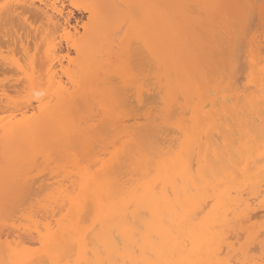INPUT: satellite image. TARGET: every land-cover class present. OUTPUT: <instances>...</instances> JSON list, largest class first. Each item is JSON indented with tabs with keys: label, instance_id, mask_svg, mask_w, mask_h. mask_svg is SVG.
Masks as SVG:
<instances>
[{
	"label": "bare ground",
	"instance_id": "bare-ground-1",
	"mask_svg": "<svg viewBox=\"0 0 264 264\" xmlns=\"http://www.w3.org/2000/svg\"><path fill=\"white\" fill-rule=\"evenodd\" d=\"M69 1L74 3L76 0ZM87 1H89V7H87L89 20L85 25L83 23L79 24L78 22H75V25H71V12H62V7L58 8L54 6V2L49 7L42 5V8H38L32 6V3H23L20 5V3L14 2L12 0H4L3 3H10L14 7L9 11L0 10V43L7 44L9 45L8 47H12V52L17 50L21 51L23 54H28L30 50H33L32 52H34L36 47L29 48L26 46L29 45V42L35 40L37 36H43L44 40H47L44 53L41 55L40 53L38 55L33 53L28 63L23 66V68L21 67L20 77H18L19 73L18 75L15 73L17 77H6L5 75L7 74L5 73L9 69H7L6 64L2 63L0 60V76L3 77L0 79V92L3 93V89L6 87L12 89H18L20 87V89L27 88L29 91L35 94V101L37 103V105L33 107L30 103L32 99H28L27 103L24 101V104L22 103L21 106L19 105L20 103H17L19 105L18 106L16 103L10 104L5 102L8 103V106H4L5 109H8V111H18L19 117H16L18 115L17 112L13 113L10 111V116H8L9 118L12 116V118L7 120V117H4L5 120H2L5 122L2 120V122L0 121V264H11L12 260L23 259L25 258L23 253V249L25 247L35 248L37 246L39 242V234H34L32 231L34 228H36L37 221H39L40 227H44L46 224H52L53 226L57 227L62 238L51 245L52 256L56 259L63 258L65 261L69 259H71L73 262L77 260H87L93 262V264H99L101 261L113 262L114 264V262L117 260L120 261V264H125V262H127V264H228V261L231 260L236 264H242L243 261L254 262L253 260L255 257H259L258 259H261L260 255L258 257L253 255V257H255L252 259V257L249 256L250 249L247 248L248 245H242V242L239 244L238 239L234 243L230 242L231 238L232 241L236 240L235 237L238 238V235L241 234V232L242 235L244 234L242 229H248L253 232L260 231L261 227L257 228L255 225L258 221H260L258 222L259 224H262L261 220L264 221V218L260 219L259 216L257 217L259 220L257 219L254 221V215L257 211L252 213L253 209L259 208L260 205L258 207L255 205L256 208H252L253 203H250V201L252 202L253 199L255 201L256 198L260 197L261 194L264 193V186H262L261 183L262 177L259 172V166L253 167L247 174L242 175L238 180H234L232 178L231 172L234 164L235 154H232L234 156H232L233 158L230 159V154L232 152L227 149L229 144L226 139H229L231 134V132L229 133V125L232 122L229 123V121L235 120L237 117H239L238 115L242 116L244 114L249 118L252 124L254 121H260L259 123L264 124V66L258 67V65L254 63V67L253 62L249 61L252 68L250 69V72H248L250 73L248 85L253 87L252 92L249 94H246V92L244 94L242 93L241 90L243 87L240 86L241 82L239 84V88L242 87L241 90L235 87L239 92L232 91V89L229 87L226 88V86H229L233 80L235 82L236 77L234 79L233 76H235L237 72L233 76L230 75L232 76L231 78H233V80L231 79L230 83H227L228 85L226 84L223 86L227 90H231L226 91L223 89V87L222 89H220V87L217 88L216 84L219 86V81L216 82V86L208 87L207 82H209V80H207L208 78L206 79L207 75L205 76L204 73L212 70L209 68H213L218 65L212 66V64H215L214 62L216 60L214 62L212 60L215 59V57L212 56V59L208 58L210 56L207 57V54L205 53L202 55H205L206 62L207 60L211 59L213 63H211V60H209L207 63H209L210 66H208V64L206 65V62L204 64L203 61H205V59L202 60V55L200 54L201 52L203 53L202 49L200 48L204 49V47L201 46H203L205 40H201L202 42L204 41L203 44H201V41H198V37L203 38L202 35L205 36V32H202L204 34L200 33L199 29H201V27L197 31L196 28H198L202 23H200L201 21L198 20L200 18L197 19V21H199L197 22L196 17L193 18V14L197 11V9H200L199 6H202L200 5L202 0H196L197 3L200 2L198 3L199 6H196L197 3L195 2H191L192 0ZM185 1H188V3H186L189 6L190 3H193V5H191L193 8L187 6ZM204 1L206 2V0ZM209 1L211 0H207V3ZM212 1L211 2L213 5L209 2V8L206 7L207 3L204 4L205 2L203 3L202 1L205 7H203V5L200 10L203 12L205 11L206 13L208 12L207 9L213 11V9L216 7L218 8L216 3L219 4V1ZM237 1L233 0V2ZM242 1V6H244V4H246V2L249 0ZM257 1L254 0L251 5H258L259 3L261 6V1ZM220 2L222 3V1ZM240 2H237V4ZM194 3L197 7L195 11H193L194 8H196ZM229 3H227V5ZM248 3L249 2H247V4ZM129 5H141L142 7L134 8L136 12H138L136 15L137 23L133 30L128 34L129 39L132 36H135V39H131L130 43L129 39H125L122 43L121 37L117 36L116 32L121 27V25H127L132 15L136 13L132 8L128 7ZM214 6L216 7L213 8ZM188 7L190 10H192L190 12H193V14L190 13L189 10L187 11ZM75 9L78 11L81 10V8L78 7H75ZM132 11L134 13H132ZM199 11L196 13H201ZM212 11L210 13H212ZM251 13L252 11L249 15H245L254 17L253 20L252 18L248 17V19L250 18L249 20H251L250 26L252 24L255 25L253 23L254 20L255 23L258 22L256 17L259 16H256V14L251 15ZM203 14L204 13L200 15L203 16ZM213 14L216 13L213 12ZM30 15L34 16V19H32L34 22H38L40 24L39 27L41 25H46L47 31L45 32L42 27H40L41 29L39 30L38 27L34 26L29 18ZM220 16H222L224 19L225 17H228L225 15V17L223 15ZM203 17L206 18L207 16ZM215 17H217L216 19H219L218 14ZM206 20H202L203 22L205 21L204 24L206 25L207 23L208 25L211 23V26L216 24V20L213 21V23L211 22L212 19L210 22L208 21L210 19ZM14 21L20 24V33H17L13 29H6V27L11 25ZM220 21L221 19H219V22ZM223 24L228 25L229 22H223ZM203 25L202 28L204 27ZM208 25L205 26V31L209 29ZM224 25L222 26L223 28L225 27ZM227 25L225 27L226 29L224 28L226 31L219 27L220 29L218 28V32H212L213 29L211 28L212 30L210 32L211 34L213 33L211 37L215 35L214 38H217V35L222 34L220 35V39L224 38L223 35L226 38L223 40H219L218 38L217 40H219V42L223 41L225 44H227L226 42L228 41L226 39L229 37V34L227 33L230 32V36L231 33L234 36L237 34V32L234 34L235 30L231 32L229 29L230 31L227 32V28L233 29L232 24H230L231 26L228 25V27ZM257 26L256 29L261 31V29H258ZM214 27L217 28L218 25L213 26V28ZM254 27L251 29L256 31ZM77 28L83 29V34L77 40L78 43L71 44L69 40H67L63 49L59 45L55 47V45L51 43V39H48L52 32L61 31L65 36H67L70 33V29L73 30L74 33H77ZM221 29L225 31L227 36ZM195 30L197 31V34L195 33ZM203 30L204 28L202 31ZM249 32L252 34L250 37L253 35L256 37L258 34H255L254 31L251 33V30ZM249 32H247V34H249ZM244 33L245 32H243V34ZM239 34H241L240 37L242 38L238 37L239 41L237 45L242 44L240 40H244L245 38H243L242 32ZM262 34L264 36L263 32L259 35L262 36ZM234 36L233 38L231 36L233 41L238 36V34L235 36V38ZM207 37L208 36H206L205 39ZM208 39H206V42L209 43L210 41ZM228 40L234 44L232 40H230V37ZM255 41L257 42V40ZM242 42L244 43L247 41ZM100 43L102 44L100 45L101 48L98 47ZM211 43L216 47L218 46V44L215 42ZM224 43H222V45L220 44L221 48L222 46L225 47V45H223ZM258 43L260 44V42ZM17 44H19V47ZM232 44L226 45V51L225 48H223L222 51L231 53V50L234 48V45L232 48H230ZM220 45L218 46L219 50L221 49ZM243 45H246V43ZM215 46H212L210 51L212 50L214 52L213 48L216 49ZM258 47H260V45ZM258 47L255 48L256 51ZM197 48H199L198 50H200V53H198ZM227 48H230L231 50L229 51ZM239 49L240 48H238V51L234 50V54L232 52L233 58H231L232 56H228L226 53L229 57L228 58L226 56L227 61L223 60V57L225 56L222 57L221 55H218L221 56V60L226 62L224 64L229 62L236 65L237 62H230V59H234L233 61H238L235 60V58L237 55H239L238 53L243 52V49ZM259 49H261V47ZM71 51L75 53V58L70 57ZM213 52L212 54H214ZM256 56L260 55L258 54ZM199 57L201 58L200 61L202 62L199 61ZM244 57L245 58H242V60L246 59V56ZM257 59L258 61L260 60L259 57ZM217 60L220 61V59ZM62 61H67L68 64L76 66L75 71L63 73L67 79L66 85L62 83L61 77L58 79L56 78V72L59 66L63 71L61 63ZM134 61L139 62L140 65L146 70V75L150 76V79L152 78L151 81L150 79L146 80V82H149L146 84V86L135 85L141 80L140 77L136 76L137 82L134 84V86L127 80L129 75H121L122 71H120V69L126 67V65H130V63ZM199 63L204 64V69ZM222 63L220 62L221 66L225 69V66H223ZM242 63L245 62L242 61ZM234 64H231V66ZM198 65L202 66L201 69H199L200 67H198ZM238 65L235 67L239 68ZM235 67L233 66V69ZM218 69H220V67ZM218 69L216 68V70ZM221 71L225 70L221 69L219 70V73ZM229 71L232 74V70H230V68ZM213 73L208 72L211 80H213V78L215 80V78L217 79L218 77L217 75L212 78V75L210 74ZM223 73H228V70L226 73ZM245 73H247V69ZM239 77L242 76L239 75ZM247 80L243 81L245 82ZM234 82L233 84L236 85ZM245 84L247 86V82ZM243 86L246 87L245 85ZM121 90L125 94H123ZM152 91L154 93L153 95H151ZM76 92H84L85 95L88 93L90 95V93H92L91 98H94L93 93L98 94L99 100L103 98L102 102L104 100L109 102V97L111 96L113 98L111 97L110 101L111 99L117 101L118 98L126 95V99L123 102L121 101L122 98L120 101L118 99L119 103L121 102L123 105L117 104L120 108L128 105L127 107H124V109L122 108L123 110L118 109L119 107L116 105L118 102H115L114 100L113 102L115 104H113L112 101L109 104L113 106L115 105V107H111V105L108 106L107 102L105 104L107 105L106 107L103 106V104L101 108L99 107L102 111L105 108L114 109L112 111L110 109V112H112V115L110 116L106 114L109 110L105 109V112L103 111L104 113L99 110L101 114H105L111 121L110 122L108 120L110 122L109 123L106 120L107 118L105 119L109 124L107 125V123H104V126L100 127L101 129L102 127H106L104 128L103 133H106L105 130L114 133H108V135H112H109V140L111 141H114L112 139L115 137L117 138V135L118 137H120V135L123 136L122 134L124 133L126 140L123 141L122 139V141H120L121 139L115 138L116 147H112L114 148V151L112 150L114 153L111 154L112 151H106L110 152L108 157L111 155V160L109 158L107 159V161L110 160L108 161L109 163L105 162V158L103 157L104 160H102V158L97 159L98 165L100 163V159L104 161H101L103 165L101 164L102 166H98L99 168H95L97 164L92 165L93 163H88V165L90 164L89 166H94V169H92V167L91 169L89 168L82 170L78 168L76 169L74 167L76 169L73 171L74 173L70 171L73 175L68 176V181L70 183L68 187L71 186V188L69 187L70 190L67 189L66 186V189H58L55 192H50L51 194L47 196L44 195L45 197L43 199L39 198L41 200L36 201L34 204L33 202H35V198L40 195L41 192L44 193L43 190L49 186L42 184L44 183L43 180L48 179V176H46L48 174L46 168L45 172L42 173L43 175L45 174L44 178H42V176L41 178L39 177V179H36V177L42 174L34 177L37 175L35 173L32 177L31 173L33 174V171H35L34 169H38L37 167H40L41 163L48 164L49 162H52L54 157L51 160L52 155L50 151L55 149L57 150V148L61 149L63 146L62 149L65 148V151L61 153L60 151H63L61 149L59 152L61 153V156L63 154L64 158L66 156L70 157V155H72H68V153L66 155V152L69 151L68 149L77 150L78 147V149L81 151L83 149L82 146H84L86 148L85 150H87V148L91 145L93 151H96L97 149H95V146L98 143L104 141L107 144V141L109 142L107 137H105L106 139H100V137H102V130L98 131L99 139L97 135H95L96 137L92 138L94 134L98 133H94L97 131V128H94L95 131L91 129L92 127L89 128V130H92L94 133L92 136L91 133H87L89 132L88 128L86 129V127H89L90 125H86L85 129L87 131L85 133L90 134V139L92 140L89 139L88 141L92 144L89 145V143H85V141L87 142L88 138L86 137L84 144L82 142V138L80 139L82 142H80L81 146L79 147L77 145V138L79 135H83L85 129L82 130V128L79 127V129L83 131L82 133V131L77 128L78 125L73 126L70 120L67 123L64 120V118L67 117L68 112L71 111V105L74 107V99L72 100L71 95ZM147 94L151 96L155 95L157 98L159 97L158 99L161 102H157V105L156 103L153 104L150 101L151 97L148 96V98H146ZM85 95H80L82 97V99L80 98V103L82 104L84 102H82V100L87 99ZM98 95L95 97H98ZM117 96L118 98L116 99ZM242 96V104H239L238 100ZM4 97L6 98L5 95ZM89 97L90 96H88V99L92 101V104L98 105L97 103L101 102L95 100L97 99L95 98L94 103L93 99ZM158 99L156 100L159 101ZM87 100V104L91 102ZM151 100H153V98H151ZM178 100L179 102L183 100V104L180 103L182 106H178L181 110L177 107V105H179ZM87 104H85V107ZM151 104L154 109L153 107L150 109ZM206 104L209 109L205 108ZM158 105H164V109H158ZM174 105L178 109L175 108ZM78 106H80V104H78ZM133 106H135L134 108L136 110L132 108ZM155 107L157 108V112ZM172 108L175 110L177 109L175 113H179V116L177 114L178 117L176 118L178 121H182L181 117L183 114L180 111L187 113V115L189 114L187 120L185 118L187 115L184 114V119L186 120L184 121L185 124H188V127H186L187 125L184 126L186 127L185 130L180 127L182 130H184L182 132L185 135H183L181 131H179L181 134L179 132V134L177 132L173 133V137H176V133L179 136H184V141L182 142L181 146L178 148L176 147V151L173 150L174 147L172 151L170 150L173 143L171 146L170 144H166L169 147L165 145L164 147L163 142H158V140H162L163 137H158L156 135L158 134L156 131H159L152 127L154 125H158L159 123L160 126H164L162 128L168 127L169 122L167 121V125L165 123V126L163 123L166 121L162 120H164L163 118L168 117L166 114H168L171 110L173 111ZM3 109L4 108H2V110ZM75 109L78 108L76 107ZM141 110L142 112H140ZM148 110L149 113L151 110H153V112H156V114L159 112L158 110H160L161 114H155V116L151 111L150 116ZM12 113L13 115L17 113V115L13 116ZM76 113L77 111L74 110L73 114ZM77 114H79V112ZM87 114L89 113L87 112ZM101 114L99 117L100 120H98L97 123L103 125V121L105 122V120L101 119ZM69 115H71V117H69L71 120L73 119L72 117L75 116H72V113L70 114V112ZM140 115L142 117L148 115L146 119L144 118L145 120L142 118L145 122H147L146 124L144 121L138 119L139 117L141 119ZM158 115H161V118H159L162 122L158 120V118L157 120L155 119L158 117ZM162 115L165 117H162ZM85 116L83 115L80 117L81 120H83L82 118H87ZM88 116H90V114ZM149 116L150 118L152 117L154 119L151 118L148 120ZM110 117H112V119ZM174 117L175 116L173 115L172 118L175 119ZM102 118L104 117L102 116ZM168 118L170 119V117ZM172 118L171 121L173 120ZM134 120L139 121V124H142L143 122V124L137 126ZM129 121L130 124L132 123L131 125L128 123ZM174 121L175 120H173V122ZM81 122L84 123L83 121ZM125 122L129 124L127 125V127L130 126L129 129H132V125L134 124L136 131V127H139L138 131L140 133L136 132L134 127L131 130L133 132L135 131L134 133H137L139 136L130 134L131 131H127L129 129L124 130L122 127H124L123 123ZM98 124L95 125V127L98 126V129H100V125ZM118 125L121 126L122 130ZM147 125L150 128L155 129L156 136L154 135L153 129L152 131L151 129L148 130V132L145 130L147 129ZM141 126L142 128H145L142 129ZM171 126H176V128L179 127L178 124H171ZM73 127H76L75 130L80 131L82 134L80 133L78 134V137H75V134H73L75 130H72ZM116 130L118 132H116ZM159 130H161L160 132L162 135L166 132V130H170L169 132H171V129L169 128H165V131L164 129ZM162 130L164 132H162ZM188 130L191 132L189 137L186 135V133L188 134L189 132ZM78 131H75V133H79ZM223 132L229 133V136L224 137L222 140V147L219 145L220 147L217 146L218 148H216L213 136H215L216 139V135H220ZM85 133L84 135H86ZM118 133L121 134L119 135ZM167 134H170V136L172 135L168 132ZM235 135L239 138V134ZM73 137L76 138L77 142L73 141ZM164 138L165 140H169L170 137L168 138L165 136ZM93 139H98V143L96 140L93 142ZM239 139L240 143H238V145L242 146L245 158L249 160L258 158L259 152L256 145H258L259 142L256 141V138L252 134L245 133L243 136H240ZM175 141L177 140L175 139L171 142ZM230 141L232 140L230 139ZM220 142L221 140H219V143ZM249 142L251 147H249ZM93 143L97 144L93 145ZM85 144L87 145L85 146ZM235 144H237V142ZM101 145V147L99 145L100 148L103 147V144ZM105 145L103 148H106ZM177 145L178 141L176 146ZM22 147L25 148V153H28V155L25 157L22 152V150H24ZM166 147L169 148V150L166 151ZM85 150L81 151L82 153L84 152V155L86 154L85 152H88L91 149L88 151ZM78 151L79 150H77V153L79 155L81 152L79 151V153ZM93 151L87 153L89 154V157L90 155H93L91 153H95ZM59 152L58 154L60 155ZM13 153L16 154L15 156L18 160L21 159V162L25 163H23L25 166L22 164V166L25 168L21 167V170L18 171V173L11 170L13 174L16 173L17 175L15 174L14 176H7L5 172L6 169H3L2 163L6 162ZM52 153L54 155V151H52ZM83 154L81 156H83ZM56 155L55 157H57ZM85 157H87V155H85ZM38 159L41 161L39 162ZM83 159L86 158L83 156ZM57 160L55 161L58 163ZM61 160L62 159H59V161ZM64 161L67 160L64 159ZM82 161L86 162L87 159L86 161ZM72 165H74L73 162L71 163V166ZM75 165L77 166V164ZM42 168L40 169L41 171H43ZM149 169H151L152 174L150 176H146V173L149 171ZM55 171L57 172L60 170H56L55 168ZM64 171L66 172V170ZM67 172L70 174L68 170ZM213 172L215 175L210 181L200 182L195 187L193 186V182L200 181V177L203 174L208 173L211 175ZM58 179H60V176ZM63 181L61 182V185H63L65 182L68 184V181ZM157 181L160 182V188L156 192H153L150 190V185L156 183ZM53 186H55V184ZM56 186H58V184ZM167 193H171V196H169ZM42 194L40 196H42ZM209 199L213 200L214 203L208 204V206L204 208L200 215L196 216V213L200 210L201 206ZM85 200H87L86 204ZM74 201L77 203H73ZM129 202L132 204V209H148V214L147 217H136L137 226L135 228H129L127 234H124L123 225L125 223V218L127 217L132 219V211L126 206ZM66 204L70 205L71 207L66 206ZM249 204H251V208H249ZM61 209H63V211H61ZM258 212L260 214V211ZM249 216L251 219L248 220L247 223H244V221L247 220ZM262 217H264V215ZM78 220H86L88 225H91L94 221H98L96 233L88 237L89 242H91L88 248L84 247V232L86 231V228L83 225L78 226ZM252 220L254 223L256 222V224L251 223ZM141 228H143V231L140 230ZM239 231L240 233L238 234ZM114 233L119 237L118 246L113 240ZM34 236L35 238H33ZM64 236H66V238H64ZM153 237L155 238L153 239ZM17 244L21 246L19 252L15 251ZM73 246L75 249L74 251L72 250ZM258 247L259 246H257V248ZM246 249H248L247 252ZM252 254L253 253H251V255ZM36 255L39 258V254Z\"/></svg>",
	"mask_w": 264,
	"mask_h": 264
},
{
	"label": "rangeland",
	"instance_id": "rangeland-1",
	"mask_svg": "<svg viewBox=\"0 0 264 264\" xmlns=\"http://www.w3.org/2000/svg\"><path fill=\"white\" fill-rule=\"evenodd\" d=\"M12 1H14V2H18V3H20V5H22L23 3H26V4H27V3H32V6H34V7H38V8H42V5H44L45 7H49V6L54 2V3H55L54 6H56V7H58V8L62 7V12H64V13H66V12H71V14H72V16H71V19H72V20L70 19V20H71V25H73V24L75 25V22H78L79 24H82V23H83V24L85 25V24L88 23V20H89V14H88V12H87V7H89V1H87V0H76L74 3L71 2V1H69V0H12ZM188 1H191V0H188ZM188 1H185V3H186V2L188 3ZM197 1H198V0H197ZM197 1H196V0H192L191 2H195V3H197ZM199 1H200V0H199ZM202 1H203V3L205 2L204 0H202ZM202 1H201V3L198 2V3H200V5H202V6H203L204 4L207 3V0H206V2H205L204 4L202 3ZM211 1H212V0H211ZM211 1H209V2H210V4L213 5V3H212L213 1H212V2H211ZM214 1H215V0H214ZM218 1H219V2H218L219 4L216 3V5H218V8H217L216 6H214L213 8H215V7H216V8L213 9V11L210 10V9H209V10H210V11H209V10L207 9V11H208V12H206L207 14L205 13V11L203 12V11L200 10V9L202 8V6H199L198 3L196 4V6H199V7H200V9H199L200 11H199V10L197 9V7L195 6V3H194V6H195L196 8H194L193 11H195V9H197L196 12L199 11V12H201V13H196V12H195V13L193 14V12H190V11H192V10H190L189 7H188V9H187V11L189 10V12L193 14V18L196 17V21H197L198 18L201 19V20L198 19L199 21H201L200 23H202V24H201L198 28H196L197 31H198V29L201 27V29H199L200 33H201V34H204V33H202V32H205V36L202 35L203 38H199V37H198V35H199V32H198V35H197V37H198V41L205 40V43H204V44H203L204 41H203V42H202V41L200 42L201 44H203V46H201V45H200V46H201V47H204V49H203V48H200V49H202L203 53H202V52L200 53V50H198L199 48H197L198 53H200L201 55L205 53V54H207L206 56H207V57L210 56V57H208V58H211V59H212L213 57H215V59H212L213 62L216 60V61L214 62L215 64H214V65L212 64V66H216V65H218V66L220 67V69H218V68H219L218 66L213 67V68H215V69H213L212 67H211V68L208 67L209 69H212V70H209V71H207L206 73H204L205 76H206V75L208 76V77L206 76V79L208 78L207 80H209V82H207V85H208V87H211V86L214 87V86L217 85V88L220 87V89H222V87H223L224 85H226L228 82L230 83V80H231V79L233 80V78L235 79V77H236L235 82H234V80H233V82L236 83V85L233 84V82H232L229 86H226V88L229 87V88L232 89V91L239 92V91H237V90H238V89L241 90L242 87H243V89L241 90L242 93L244 94V93L246 92V94H249V93H251L252 90H253V87H252L251 85H248L249 76H250V73H248V72H250V69L252 68V67H251V64H250V62H249V61H251V60H248V59H250V57H249V55H250V54H249V53H250L249 49H250L251 46H252L251 48H257L259 45H260L261 48L264 47V46H263V44H264V42H263V41H264V40H263V39H264V36H263V34H262V36L259 35V34H261L262 32L264 33V31H263V30H264V19H262V17H261V8H260L261 6L259 5V3H258L259 6H258L257 4L255 5L254 3H253L254 5H251L252 2H254V0H252V1H251V0L247 1V2H249L250 4H249V3L247 4V2H246L247 5L244 4V6H242V4H243V1H242V0H239V1L236 0L237 2H240V1H241L239 4H237V2H233V0H218ZM220 1H222V3H221ZM244 1H246V0H244ZM255 1H257V0H255ZM260 1H261V0H260ZM260 1H259V2H260ZM3 2H4V0H0V3H3ZM209 2L206 4V7H207V8H209V7H208ZM229 2H230V3H229ZM257 2H258V1H257ZM257 2H256V3H257ZM187 3H186V5L189 6ZM220 3H221L222 5H221ZM227 3H229V4L227 5ZM244 3H245V2H244ZM74 4H75V5H78V8H81V10L78 11L77 9H75V7H73ZM191 5H193V3H192V4L190 3V6H191ZM212 5H211V8H212ZM233 5H234V8H233ZM209 6H210V5H209ZM223 6H224V7H223ZM250 6H251V7H250ZM199 7H198V8H199ZM203 7H205V5H204ZM221 7H222V9H221ZM242 7H243V8H242ZM245 7H246V8H245ZM247 7H248L249 9H248ZM256 7H257V8H256ZM191 8H193V6H191ZM232 8H233V9H232ZM238 8H240V9H238ZM83 9H84V10H83ZM205 9H206V8H205ZM205 9H204V10H205ZM241 9H243V10H241ZM250 9H252V10H250ZM255 9H256V10H255ZM216 10H217V11H216ZM247 10H249L250 12L252 11L251 15H255V14H256V16L259 15L258 17H256V19H257V21H258L259 23H258L257 21H256L257 23H255V20H254L253 23H254L255 25H256V24L259 25V26H257V25H256V26L258 27V29H261V31L257 30L255 25H253V24H252L253 26L251 25L252 27L255 26L254 28L256 29V31L251 29V33H252V31H254L255 34L258 33V34L256 35L257 38H256L254 35L252 36V37H254V38H256V39L250 37L252 34H250L249 31H248L249 34H247V33H244V34H243V32H242L243 38H244V37H245V38H244V40H243V39L240 40L242 44L237 45V43H238V41H239L238 37H240L241 34H238V36H237L236 31H235L234 34H236L235 36H237V37L235 38V36L231 33L232 38H233V36H234V38H235L234 41H233V39H231V36H230V32H229V31L231 30V32H233L234 29H231V28H227V32H229V33H227V34H229L230 40H232V42H233L234 44H232L231 41L228 40L229 37H227V39H226V40L228 41V42H226L227 44H225L223 41H220V42H221V43H220L219 40H223L224 38H226V37L223 35L224 38H223V39H222V38L220 39V35H222V34L217 35L216 33H214V34H216L218 37H217V38H214L215 35H214L213 37H211V35H212L213 33L211 34L210 31H211L212 29H213L212 32H214V31L218 32L217 30H218L219 27H221L223 30L226 29L225 27H226L227 24L224 25L223 22H226V23L229 22L228 25H230V24L233 23V21H234L235 19H237V18H244V17H247V18L250 17V18H252V20H253L254 17H251V16H245V15H249V14H250V12L247 11ZM133 11L136 12L135 9H133ZM133 11H132V13H134ZM211 11H212V13H210ZM241 11H242V12H241ZM245 11H246L247 13H246ZM257 11H258V12H257ZM213 12L216 13V14H213ZM235 12H236V13H235ZM254 12H256V13H254ZM132 13H131V14H132ZM202 13H204L203 16H207V17L205 18V17H203L202 15H200V14H202ZM220 13H221V14H220ZM253 13H254V14H253ZM137 14H138V12L134 13L135 16H136ZM205 14H206V15H205ZM212 14H213V15H212ZM217 14H218V18L221 19V21H220L221 23L219 22V19H216L217 17H215V16H217ZM231 14H232V15H231ZM237 14H238V15H237ZM209 15H210V17H209ZM220 15L228 16V17H225V16H224L225 19H227V20H225V19H224L222 16H220ZM219 16H220L221 18H220ZM241 16H242V17H241ZM243 16H244V17H243ZM211 17H212V18H211ZM229 17H231V18H229ZM29 18H30L32 24H33L34 26L38 27L39 30L41 29L40 27H42L43 30H44L45 32L47 31V27H46V25H41V26L39 27L40 24H39L38 22H34V21L32 20V19H34V16H33V15H32V16L30 15ZM214 18H215V19H214ZM250 18H249V19H250ZM206 19H210V20H208L209 22H210L211 19H212V21H211L212 23H213V21L216 20V21H215V22H216L215 25H218V27H217V28H216V27L213 28V26H215V25H212V26H211V25H210L211 23H210L209 25H208V23H207L209 29H207V31H205V26H207V25L204 24L205 21L203 22L202 20H206ZM222 19H223V20H222ZM249 19H248V20H249ZM194 20H195V19H194ZM217 20H218V21H217ZM229 20H231V21H229ZM199 21H197V22H199ZM206 21H207V20H206ZM215 22H214V23H215ZM203 24H204V25H203ZM249 24H251V20H249ZM202 25L204 26V27H203V28H204L203 31H202V29H203V28H202ZM220 25H221V26H220ZM223 25L225 26V27H224L225 29L222 27ZM228 25H227V27H228ZM210 26H211V27H210ZM230 26H231V25H230ZM19 27H20V24H19L18 22L14 21L11 25L7 26L6 29H10V30L13 29V30H15L17 33H20V31H19ZM208 27H206V28H208ZM252 27H251V28H252ZM211 28H212V29H211ZM254 28H253V29H254ZM214 29H215V30H214ZM219 29H220V28H219ZM222 29H221V30H222ZM229 29H230V30H229ZM77 30H78V32H77V33H74V31L70 29V31H69L70 33H69L67 36H65L64 33H62L61 31H58V32H52V34L50 35V37H49L48 39H51L50 41H52L51 43L54 44L55 47H57V46L59 45V46H61L62 49H63V48L65 47V45H66L65 42H67V40H69V42H70L71 44H76V43H78L77 40H78V38L83 34V29H81V28H77ZM208 30H209V31H208ZM221 30H220V31H221ZM223 30H222V31H223ZM197 31L195 30V33H196V34H197ZM225 31H226V30H225ZM225 31H223V32L225 33ZM10 32H11V31H10ZM208 32H209L210 34H209ZM223 32H221V33H223ZM259 32H260V33H259ZM201 34H200V35H201ZM225 35H226V33H225ZM206 36H208L206 39L209 38L208 40L210 41V42H209L210 44H209L208 42H206V39H205ZM226 36H227V35H226ZM247 36H248V37H247ZM212 38H213V40H212ZM218 38H219V40H217ZM240 38H242V37H240ZM246 38H247L248 40H247ZM259 38H261V39H259ZM258 39H259V40H258ZM214 40H215V41H214ZM216 40H217V41H216ZM253 40H254V42H253ZM255 40H257V42H256ZM46 41H47V40H46V39L44 40L43 36H37L35 40L29 42V45H26L25 43H23L24 45L28 46L29 48H32V47L35 48V47H36L34 52H32L33 50H30L28 54H23L21 51H18V50L12 52V51H11V48H12V47H8L9 45L0 43V60H1L2 63L6 64V68L9 69V70H7V72L5 73V74H7V75H5V76L8 77V78H9V77H12V76H13V77H14V76L17 77V75H18V73H19L18 77H20V75H21V67L23 68V66H25V65L28 63V61L30 60V57L32 56V54L35 53V54L38 55V54L40 53V55H41L42 53H44V51H45V49H46V44H47ZM224 41H225V40H224ZM236 41H237V42H236ZM242 41H247V42H244V43H243ZM211 42H215V43H217L218 46H219L220 44L222 45V43H224L223 45H225V47H226V45L232 44V45L230 46V48H232L233 45H234V48H235L236 45H237V47L240 48L239 50H242V49H243V50H242L243 52H242V51H239V52H242V53H238V54H239V55H237L238 58H237L236 56H235L236 58L234 57L235 60H238V61H233L234 59H232V60L230 59V62H235V63L237 62L236 65H238L239 62H240V64L238 65L239 68L235 67L236 65H235L234 63H229V62H228L230 66H231V64H234L233 66H234L235 68L233 69V66L230 67V66L228 65V63H227V64H224V63H226V62L223 61V60H226V61H227V59H226L227 54H228V56H232L231 58H233L232 52H233V54H234V50H235V51H236V50L238 51V48H237V47H236L237 49H236V48H235V49L233 48L232 50H231L230 48H227V50H229V51L231 50V51H232L231 53H230V52L227 53V52H225V51H226V48H225V47L222 46V48H221V45H220V48H221V49L219 50L218 46L216 47L214 44L212 45ZM218 42H219V43H218ZM235 42H236V45H235ZM258 42H260V44H259ZM206 43H207V45H206ZM228 43H229V44H228ZM245 43H246V45H243V44H245ZM254 43H255V44H254ZM8 44H9V43H8ZM208 44H209V46H210L211 48L208 46ZM257 44H259V45H257ZM261 44H262V46H261ZM17 45H18V47H19V44H17ZM100 45H102V44H101V43L99 44V46H98L99 48H101ZM211 45H212L213 47H214V46L216 47V49L213 48L214 52H213L212 50L210 51V49H212V46H211ZM253 46H255V47H253ZM103 47H104V46H103ZM206 47H208L209 49L206 48ZM245 47H246V49H245ZM248 47H249V48H248ZM260 47H258V49H257L258 54H259V51H258V50H260V49H259ZM104 48H105V47H104ZM217 48H218L219 51L217 50ZM223 48H225V51H222ZM255 50H256V49H255ZM204 51H206V52H204ZM209 51H210V52H209ZM221 51H222V52H221ZM248 51H249V52H248ZM212 52H213L215 55L212 54ZM216 52H217V53H216ZM224 52H225V53H224ZM63 53H64V51H63ZM209 53H210V54H209ZM220 53H221V54H220ZM226 53H227V54H226ZM235 53H236V52H235ZM218 54L221 55L222 57L225 56V57H223V60H221V58H220L221 56H219ZM229 54H230V55H229ZM248 54H249V55H248ZM258 54H257V55H258ZM198 55H199V54H198ZM235 55H236V54H235ZM243 55L246 56V59H245V60H242V58H245ZM202 56H203L204 58H203ZM202 56H201L202 60L205 59V55H202ZM212 56H213V57H212ZM217 56H218V57H217ZM228 56H227V57H228ZM239 56H240V57H239ZM70 57H71V58H75V53H74L73 51L70 52ZM216 57H217V59H220V61L217 60ZM256 57H257V58L259 57V59H261L260 56H256ZM256 57H255V61H256L255 64H257L258 67H259V66H260V67H263L264 65L261 66V64L258 63L260 60L258 61V59H257ZM201 58L199 57V61L201 60ZM228 58H229V57H228ZM240 58H241V59H240ZM211 59H209V60H211ZM209 60H207V62H209ZM212 60L210 61L211 63H213ZM239 60H240V61H239ZM217 61H218V62H217ZM228 61H229V59H228ZM242 61L245 62V63H242ZM16 62H17V63H16ZM200 62H202V61H200ZM205 62H206V59H205V61H203V63L205 64ZM207 62H206V65L208 64V66H210L209 63H207ZM220 62H221V63L223 62L222 65L225 66V69H224V67L221 66ZM246 62H247V63H246ZM61 63H62L63 71H62V69H61L60 66H59V67L57 68L56 78L58 79L59 77H61V81H62V83H63L64 85H66L67 79H66V77H65V74H63V73H64V72H72V71H75V70H76V69H75L76 66L71 65V64H68L67 61H62ZM203 63H199V64H201V65L203 66V69H204V64H203ZM218 63H219V64H218ZM253 64H254V63H253ZM255 64H254V67H255ZM259 64H260V65H259ZM201 65H198V67H200L199 69H201V67H202ZM227 65H228V66H227ZM245 65H246V68H245ZM243 67H244V68H243ZM256 67H257V66H256ZM208 68H207V69H208ZM216 68H217L218 70H216ZM229 68H230V70H232V74L230 73ZM231 68H232V69H231ZM236 68H237V69H236ZM12 69H13V70H12ZM205 69H206V67H205ZM221 69H223V70H225V71H221V72H220L221 74H220V73H219V70H221ZM235 69H236V71H235ZM238 69H239V70H238ZM240 69H241V70H240ZM246 69H247V73H248V74L245 73V72H246ZM10 70H11L12 72H11ZM14 70H15V71H14ZM227 70H228V73H226ZM8 71H9V73H8ZM120 71H122V74H121V75H123V76H128V75H130L132 72H135L136 76L141 78V80H140L139 82H137V84H135V85H137V86H146V84L149 83V82H146V80H147V79H150V76L146 75V70L140 65L139 62L134 61V62L130 63V65H126V67L121 68ZM205 71H206V70H205ZM205 71H203V72H205ZM233 71H234V72H233ZM240 71H241L242 74L240 73ZM13 72H14V73H13ZM208 72H210V73H211V72H212V73L214 72L213 74H210V75H212V78H213L214 76H217V75H218L217 79L215 78V80H214V78H213L214 81L211 80V77L208 75ZM217 72H218V74H217ZM223 72H225L227 75L224 74ZM236 72H237V73H236ZM238 72H239V74H238ZM15 73H16L17 75H16ZM235 73H236V74H235ZM244 73H245V74H244ZM13 74H15V75H13ZM219 74H220V75H219ZM234 74H235V76H233ZM10 75H11V76H10ZM230 75H232L233 78H231L232 76H230ZM236 75H237V76H236ZM239 75L242 76V77H239ZM220 76H221V77H220ZM222 76H223V77L225 76V77L223 78ZM243 76H244V78H246V79H244ZM245 76H246V77H245ZM238 77H239V78H238ZM2 78H3V77L0 76V79H2ZM151 79H152V78H151ZM151 79H150V81H151ZM247 79H248V80H247ZM243 80H247V81L244 82ZM217 81H219V84H220L219 86H218V84H216ZM242 81H243V82H242ZM212 82H214V83H212ZM220 82H221V83H220ZM240 82H241L242 85L240 84ZM246 82H247V86H246V84H245ZM229 83H228V84H229ZM215 84H216V85H215ZM228 84H227V85H228ZM232 84H233V85H232ZM239 84H240V86H242V87L239 88ZM135 85H134V86H135ZM231 85H232V86H231ZM237 85H238V86H237ZM243 85H245L246 87H244ZM233 86H234V87H233ZM132 87H133V86H132ZM235 87L238 88V89H236ZM20 88H21V87H20ZM20 88H18V89H12V88H8V87H6V88L3 89V93L0 92V95H1V96H0V121H1L2 119L5 120L4 117H7V120H9V119L12 118V116H11V118H9V116H10L9 114H10V111H11V110L8 111V109L6 110L5 107H4V106H6L8 103H10V104H14V103L17 104V103H20L19 105L21 106V104H22L24 101H25V103H27V100H28V99H29V100L32 99V100L30 101L31 105H32L33 107H35V106L37 105V103H36V101H35V94H34L33 92L29 91L27 88H22V89H20ZM226 88L223 87V89H225L226 91L231 90V89L227 90ZM250 88H251V89H250ZM234 89H236V90H234ZM246 89H249V90H246ZM243 90H244V91H243ZM69 91H71V90H69ZM121 91H122V90H121ZM122 93L125 94L123 91H122ZM156 93H157V92H156ZM3 94L6 96V98L4 97ZM79 94H80L81 96H82V94L85 95L84 92H80V93H79V92H76V93H73V94L71 95L72 100L74 99V104H73L74 107H72V105H71V109H70L71 111H69V112H70V114L72 113V116H73V115H75V116L72 117L73 119L71 120V118H69V117H71V115H69V112H68L67 117H65V115H64V117H65V118H64L65 122L67 123V122H69V120H70V122H72L73 126H77V125H78L77 128L79 129V127H80V128H82V130L85 129L86 125H90L89 127H86V129L88 128V130H89V128L92 127L91 129H92L93 131H95L94 128H97V129H96L97 131H95L94 133L98 132L99 130H102V131H101V132H102V137H100V139H103V138L106 139L105 137H107V138H108L107 140H109L110 136H112V135L109 134V135H110V136H109L108 133H111V132L108 131V130H107V131L105 130L106 133H103V130H104V128H106V127H104V128L102 127V129L100 128L101 126H104V123H105V124L107 123V125H108V124L111 122V121L108 119V117H107L105 114H103V113L105 112L104 110L106 109V110H109V111H107L106 114H108L109 116L112 115V114H111L112 112H110V109H111V108H109V109H108V108L103 109L104 112L100 109L101 106H102V104H103V106H105V107L107 106V105H105L107 101L104 100L103 102H105V103H103V102H102V99H103V98H102L101 100H99V99H98V98H99V95H98V94L93 93V94H94V95H93L94 98H93V97L91 98L92 93H90V95H89V93H88V94L86 93L88 96H90L89 98L93 99V101H94L95 98H97V99H95V100H97V101H101V102H98V103H97L98 105H96V104H92V101H91L90 99H88V96H87V95H85V97H87V99H88L89 101H91V102H90L91 104H90V103L87 104V102H86L87 99H86V100H85V99L82 100V102L84 101L83 104H82V103H80V101H81L80 98L82 99V97H81ZM149 94H150V92H149ZM153 94H154V93H153V91H152L151 95H153ZM246 94H245V95H246ZM30 95H32V96H30ZM97 95H98V97H95V96H97ZM151 95H148V94H147V95H146V98H148V96L151 97V98H153V100H151V98H150V101H151L153 104L156 103V105H157L159 102H161V101L158 99L159 97L157 98V97H155V95H154V96H151ZM157 95H158V94H157ZM77 96H78L79 98H78ZM158 96H159V95H158ZM33 97H34V98H33ZM76 97H77V98H76ZM83 97H84V96H83ZM111 97H112V96H111ZM111 97H109V102H107L108 106L111 105V104H109L111 101H112L113 104H115V103L113 102L114 99H111V101H110V98H111ZM261 97H262V96H261ZM112 98H113V97H112ZM114 98H115V95H114ZM117 98H118V96L116 97V99H117ZM121 98H122V99H121ZM155 98L158 99L159 101H157ZM242 98H243V96L239 98V100H238V103H239V104H242V101H243ZM76 99H78L79 101L76 100ZM105 99H106V98H105ZM107 99H108V98H107ZM118 99H119V101H120V99H121V101L123 102V101L126 99V95L123 96V97H120V98H118ZM118 99H117V101L114 100L115 102H118V103H116V105H117V104H118V105H119V104L122 105L121 102L119 103ZM75 100H76V101H75ZM88 100H87V101H88ZM155 100H156V101H155ZM180 100H181V99H180ZM153 101H155V102H153ZM176 101H177V100H176ZM182 101H183V100H182ZM182 101L179 102V100H178L179 105H177V107H178V106L180 107V105L183 104ZM3 102H4V103H3ZM5 102H8V103H5ZM28 102H29V101H28ZM78 102H79V103H78ZM157 102H158V103H157ZM84 103L87 104L86 107H85V104H84ZM94 103H95V101H94ZM180 103H181V104H180ZM10 104H9V106H10ZM23 104H24V103H23ZM78 104H80V106H82V107L84 106V107L82 108V107L78 106ZM176 104H177V103H176ZM17 105H18V104H17ZM19 105H18V106H19ZM25 105H26V104H25ZM90 105H92V106H90ZM93 105H95V106H93ZM99 105H100V106H99ZM118 105H117V107H119ZM125 105H126V102H125ZM159 105H160V104H159ZM159 105H158V106H159ZM262 105H263V103H262ZM262 105H261V106H262ZM7 106H8V105H7ZM12 106H13V105H12ZM22 106H23V105H22ZM97 106H98V107H97ZM122 106H123V105H122ZM122 106H121V107H122ZM127 106H128V105H127ZM127 106H124V107H127ZM150 106H151V107H150ZM150 106H149V107H150V109H151L153 106H152V104H151ZM158 106H157V107H158ZM161 106H162V107H161ZM161 106H159L158 109L163 110V109H164V108H163L164 105H161ZM181 106H182V105H181ZM76 107H77L78 109H75ZM91 107H92V109H91ZM99 107H100V108H99ZM111 107H115V105H114V106L111 105ZM124 107H122V108L124 109ZM134 107H135V106H133L132 108H133L134 110H136ZM174 107H175V105H174ZM177 107H175V108H177ZM179 107H178V108H179ZM262 107H263V106H262ZM2 108H4V109L2 110ZM79 108H81V109H79ZM98 108H99V109H98ZM102 108H103V107H102ZM122 108L119 107L118 109L120 110V109H122ZM155 108H156V107H155ZM161 108H163V109H161ZM178 108H177V109H178ZM207 108L209 109V107H207ZM263 108H264V107H263ZM94 109H95V110H94ZM123 109H122V110H123ZM128 109H129V108H128ZM153 109H154V107H153ZM172 109H173L174 112L170 109L171 111H169V113L166 114V115H168V117H170V119H169L168 117L163 116L165 113L162 115V117H165V118H163L164 120H162V121H166V122H164L163 124L165 125V123H166V125H167V121L169 122V123H168V127H165V128H169V129H171V132H169L170 130H168V131L166 130V132L163 134V135H164V136H163V135L161 134V132H160L161 130H159V129H164V131H165V128H162V127H164V126H162V125L160 126V125H159L160 123H159V124L156 123V124H158L160 127H159L158 125H154V126H152V127H154L156 130H158V131L160 132V133H159V132L156 131V133H158V134H160V135L156 134V133H155V129L150 128L148 125H147V126L149 127V129H148V127L146 126L147 129H145V130H147V132H148V130L151 129V131H152V129H153V131H154V135L156 134L158 137H160V136L163 137V138H164L165 136H167L168 138L170 137L169 140L166 138V139L168 140V142H167V140H165V138H164V139L162 138V140L165 141V144H164V141H162L161 139L158 140V142H159V141L163 142V146H164V145L167 146V145H169V144H170V146H171V144L173 143L172 146H171V148H170V150L172 151V149H173V147H174L173 150L176 151L177 148H178L179 146H181L182 142L184 141V136H183V135H185V134H184L182 131H184L185 128L188 127V124H185V121L188 119L189 114L187 115V117L185 116V118H186V120H185V119H184V114H185V113H183L182 111H180L181 109L179 108V109H180L179 111L183 114V116L181 117V118H182V121H178V120H176V118L179 116V113H177V112L175 113V111H177V109H176V110H175L174 108H172ZM208 109H207V110H208ZM4 110H5V111H4ZM74 110L77 111V113L79 112V114H77V113H76V114H73V113H74ZM78 110H79V111H78ZM90 110H91V111H90ZM92 110H93V111H92ZM99 110H101V111L103 112V113H102L103 115L101 114V112H100ZM112 110H114V109L112 108L111 111H112ZM160 110H158L159 112H158L157 114H161V113H160ZM6 111H7L8 113H7ZM96 111H97V112H96ZM145 111H146V110H145ZM151 111L153 112V110H151ZM151 111H150V113H149V110H148V113L150 114V116H151ZM179 111H178V112H179ZM11 112H13V113L17 112V113H18V111H11ZM82 112H83V113H82ZM87 112L90 114V116H88L89 114H87ZM91 112H92V114H91ZM140 112H142V110H141ZM156 112H157V108H156ZM156 112H155V113L153 112L154 115L156 114ZM161 112H162V111H161ZM163 112H164V111H163ZM13 113H12V115H13ZM17 113H16L15 115H13V116H16ZM93 113H95V114H93ZM109 113H110V114H109ZM148 113H147V114H148ZM173 113H175L176 115L173 114ZM181 113H180V116H181ZM82 114H83L84 116L87 115V116H85V117H87V118H82L83 120H81L80 117L83 116ZM100 114H101V119H102V120H105V119L107 118L106 120H107V121L109 120L110 122L108 121V122H109V123H108V122L105 120V122L103 121V125L98 124L97 121L100 120V118H99V117H100ZM140 114H141V113H140ZM143 114H144V113H143ZM145 114H146V112H145ZM157 114H156V115H157ZM171 114H172V115H171ZM177 114H178V116H177ZM8 115H9V116H8ZM76 115H77V116H76ZM141 115H142V114H141ZM141 115H140V116H141ZM156 115H155V116H156ZM169 115H171V116H169ZM173 115L175 116V117H174L175 119L172 118ZM243 115H244V114H243ZM243 115H242V116L238 115L240 118L237 117L238 119L236 118V119L233 120V121H229V123L232 122V123H231L232 125H231V124L229 125V128H230L229 133L231 132V134H230V138H229V139L227 138L226 140H227V142H228V144H229V146L227 147V149H229V150L232 152V153L230 154V159H232V158H233L232 156H234V155H232V154H235V151H234V150H235V149H234V144H235L236 142H237V145H238V143H240V142H239V141H240V139H239L240 136H243L245 133H249V134H252V135L256 138V141L259 142L260 132H261L262 126H264V124L259 123L260 121H259V122L256 121L257 123L254 121V123L252 124V122L249 120V118H248L247 116H245V115H244V117H243ZM263 115H264V111H263ZM92 116H93V117H92ZM102 116H103L104 118H102ZM105 116H106V117H105ZM147 116H148V115H147ZM147 116H145V117H142V116H141V119H140V117H139L138 119L141 120V121H144V120L147 118ZM150 116L148 117V118H149L148 120H150V119L152 118V117L150 118ZM152 116H153V115H152ZM155 116H154V117H155ZM160 116H161V115H158V117H156L155 119L157 120V118H158V120L161 121V119H160L161 117H160ZM16 117H17V118L19 117V113H18V115H17ZM88 117H89V120H88ZM159 117H160V118H159ZM241 117H242V118H241ZM79 118H80V119H79ZM97 118H98V119H97ZM110 118L112 119V117H110ZM142 118H143V119L145 118V119L143 120ZM166 118H168L169 120L166 119ZM171 118H172L173 120H175V121H174V122H173V120L171 121ZM181 118H180V119H181ZM85 119H86V120H85ZM152 119H154V118H152ZM242 119H243V120H242ZM244 119H245V121H244ZM3 120H2V121H3ZM7 120H6V121H7ZM74 120H75V122H74ZM92 120H93V121H92ZM94 120H95V121H94ZM184 120H185V121H184ZM241 120H242V121H241ZM2 121H1V122H2ZM81 121H83L84 123H82ZM132 121H133V120H132ZM134 121L136 122L135 124H136L137 126L143 124V122H142V124H141V123L139 124V123H138L139 121H137V120H134ZM160 121H159V122H160ZM162 121H161V122H162ZM249 121H250V122H249ZM3 122H5V121H3ZM92 122H93V123H92ZM157 122H158V121H157ZM170 122H171V123H170ZM180 122H181V123H180ZM241 122H242V123H241ZM79 123H80V124H79ZM81 123H82V125H81ZM87 123H88V124H87ZM96 123H97L98 125H100V126H99L100 129H98V126L95 127V125H97ZM101 123H102V122H101ZM128 123L130 124V121H129ZM144 123L146 124L147 122L144 121ZM240 123H241V124H240ZM249 123H250V124H249ZM123 124H124V127H122V128H123L124 130H125V129H126V130L129 129L130 126L127 127V125H129V124H127L126 122L123 123ZM131 124H132V123H131ZM131 124H130V125H131ZM135 124L132 125V129H133V127L135 126ZM161 124H162V123H161ZM171 124H173V125L178 124L179 127H178V126H177L178 128H176V126L172 127ZM258 124H259V125H258ZM260 124H261V125H260ZM107 125H106V126H107ZM166 125H165V126H166ZM186 125H187V126H186ZM239 125H240V126H239ZM83 126H84V127H83ZM118 126H119V125H118ZM150 126H151V125H150ZM169 126H170V127H169ZM184 126H186V127H184ZM234 126H235V127H234ZM119 127H120V129H121V126H119ZM156 127H157V128H156ZM171 127H172V128H171ZM180 127H182V129H184V130H182ZM233 127H234V128H233ZM242 127H245V128H242ZM75 128H76V127H73L72 130H75ZM116 128H117V127H116ZM136 128H137V131L135 130V127H134V130H135L136 132H139V131H138L139 127H136ZM141 128H142V126H141ZM144 128H145V127H144ZM144 128H142V129H144ZM158 128H159V129H158ZM246 128H247V129H246ZM253 128H254V129H253ZM86 129H85L84 133L87 131ZM114 129H115V128H114ZM132 129L130 128V129L127 130V131H131ZM172 129H173V130H172ZM179 129H180V130H179ZM241 129H242V130H241ZM79 130H80V129H79ZM82 130H80V131H82ZM92 130H89V132H87V133H91L92 136H93L94 133L92 132ZM118 130H119V128H118ZM121 130H122V129H121ZM140 130H141V129H140ZM174 130H177V131H174ZM244 130H245L246 132H245ZM75 131H78V130H75ZM75 131H74L73 134H75V135H74L75 137H78V134H80L81 132L78 131L79 133H75ZM112 131H113V130H112ZM127 131H126V132H127ZM135 131H134V132H135ZM164 131L162 130V132H164ZM179 131H181V133H183V135H180L181 138H180L179 135H177V133H178ZM188 131H189V132H188V134L186 133V135H188V137H189V134L191 135V132H190V130H188ZM233 131H234V132H233ZM241 131H242V132H241ZM116 132H118V131L116 130ZM134 132L131 131L130 134H132V135H138L137 133H134ZM144 132H145V131H144ZM167 132H168V133H171V134H172V135H171L172 137L170 136V134H167ZM175 132H177L175 136L178 137V138L173 137V135H174L173 133H175ZM227 132H228V131H227ZM227 132H223V133L220 134V135H216V139H215V136H213V137H214L213 140H214V144H215V147H216V148L220 147L219 145H221V147H222V145H223V141H222V140L224 139V137H226V136L228 137V136H229V133H227ZM232 132L234 133V135H233ZM244 132H245V133H244ZM82 133H83V131H82ZM82 133H81V134H82ZM84 133H83V135H79V137H78L79 139L77 138V141H78V142L76 141V138H74V137H73L74 139L72 138L73 141H76V142H77V145H78L79 147L81 146V144H80L81 140H80V139H82V138H83V139H82L83 144H84V140H86V137H88V138H87V142L85 141V143H89L88 140L90 139V134L85 133L86 135H84ZM121 133H123V132H121ZM121 133H118V134L120 135ZM139 133H140V132H139ZM179 133H180V132H179ZM179 133H178V134H179ZM181 133H180V134H181ZM76 134H77V135H76ZM111 134H114V133H111ZM141 134H142V133H141ZM147 134H148V133H147ZM166 134H167V135H166ZM235 134H237V135L239 134V138L236 137ZM258 134H259V135H258ZM71 135H72V134H71ZM95 135H97V137H98V139H99V132L96 133V134H94V136H93L92 138L96 137ZM122 135H123L124 137L121 136V135H120V137H118V135H117V138H116L115 136H113V137H115L116 139H121L120 141H122V139H123V141H125V140H126V136L124 135V133H123ZM156 135H155V136H156ZM72 136H73V135H72ZM138 136H139V135H138ZM182 136H183V137H182ZM221 136H223V137H221ZM231 136H232V138H231ZM234 136H235V137H234ZM122 137H123V138H122ZM158 137H157V138H158ZM233 137H234V139H233ZM70 138H71V137H70ZM111 138H112V137H111ZM115 138L112 139V140H114V141H111V140H109V142L107 141V144H106L104 141H103V142H102V141L100 142V140H99V142H100L101 144H103V147H104L105 144L107 145V146L105 145L106 148H103V147H102L103 149L100 148L102 145H101L100 143H98V141H97L98 139H93V140H94L93 142H95V140H96V142L100 145V147H99V145H98L97 143H95V144L93 143V145H96V144H97V145L95 146V147H96L95 149H97L96 151H93V148H92L91 145H90V144H92V143H89V145H90L91 148L88 147V146H89V145H88V146H87V147H88L87 150H85L86 148H85L84 146H82L83 149H84L85 151H88V150L91 149L93 152H95V153H91V154H93V155H90V157L88 156L89 154H87V153H88V152H92L91 150L88 151V152H85V153H86L85 155H87V157H85V155L83 154L84 152H83V153L81 152V151H84V150L81 148L82 150L80 151V149H78V147H77V150H79V151L83 154L84 158H86L87 161H86V159H83V156H81L82 154H81L79 151H78V152H79L80 154L78 155L77 150H76V149H73V148H75V147H73V146H72L73 148L71 147L73 150L68 149L69 151L67 150L68 152H66V155H67V153H68V155L72 154V155H70V157H68V156L65 155L66 157L63 158V154H62V156H61V153L65 151V150H64L65 148L62 149L63 146L61 147V149H62L63 151H60L61 149H58V148H57V150H56V149H55V150H52V151H54V155H53L52 151H50V153H51V155H52L51 160H52L53 157H54V159L52 160V162H49V163H51V164L48 163V164H49V165H48V164L41 163V164H40L41 166H40V167H37L38 169H34L35 171L32 170V171H33V174L31 173L32 177H33V175L36 173L37 175L34 176V177H36V176H38V175L44 173V172H45V168H46V169H47L46 171H47V174H48V175H46V176H48V179L50 178L49 180H48V179H47V180H43L44 183H42V184L49 185V186H48L49 188H48V187L45 188V190H43L44 193H43V192L40 193V195L43 193L42 196L38 195V196H40V197L37 196V197L35 198V200H34L35 202H33V203L35 204L36 201H39V200L43 199V198L45 197L44 195L47 196V195L51 194L52 192H55V191L58 190V189H66V188H65L66 186H67V189L70 190L71 186H69L70 188L68 187V185H70V183H69V181H68V176H69V175H73V174H71L70 171H72V173H74L73 171L76 170L77 168H78V169L85 170V169H89V168L91 169V168L93 167L92 169H94V166H89V165H90L91 163H93L92 165H96L97 162H98V160H97L98 158H102V160H104V158H105V162L110 161V160H111V159H110V158H111V157H110L111 155H110L109 157H108V155L110 154V152H111L112 150L114 151V148H112V147L115 146V141H116ZM138 138H139V137H138ZM172 138H173V139H172ZM220 138H221V139H220ZM170 139H172V140H170ZM175 139L178 141V145H177V146H176L177 141H175V142H171V141H174ZM178 139H180V140H178ZM230 139H231L232 141H230ZM236 139H237V140H236ZM90 140H92V139H90ZM138 140H139V139H138ZM217 140H218V141H217ZM219 140H221L222 143H221V142L219 143ZM226 140H225V141H226ZM110 141H111L112 143H111ZM118 141H119V140H118ZM169 141H170L171 143H170ZM215 141L217 142V144H218V143H219V144L217 145ZM234 141H235V142H234ZM82 142H81V143H82ZM90 142H91V141H90ZM109 143H110V144H109ZM233 143H234V144H233ZM79 144H80V145H79ZM112 144H113V145H112ZM166 144H167V145H166ZM232 144H233V145H232ZM74 145H75V144H74ZM86 145H87V144H85V146H86ZM108 145H110L111 147L108 146ZM174 145H175V146H174ZM165 146H164V147H165ZM217 146H218V147H217ZM64 147H65V146H64ZM93 147H94V146H93ZM97 147H98V148H97ZM115 147H116V146H115ZM167 147H169V146H167ZM167 147H166V149H165L166 151L169 150V148H167ZM176 147H177V148H176ZM89 148H90V149H89ZM108 148H109V149H108ZM22 149H24V150H22L24 157L27 156L28 153H27V152H26L27 154L25 153V148L22 147ZM66 149H67V148H66ZM95 149H94V150H95ZM75 150H76V151H75ZM102 150H105V151H102ZM107 150L110 151V152H106ZM165 150H164V151H165ZM26 151H27V150H26ZM59 151H60L61 153H60ZM74 151H75V153H74ZM113 151L111 152V154L114 153ZM58 152L60 153V155L58 154ZM56 154H58V155H56ZM97 154H98V155H97ZM15 155H16V154L13 153V154L10 156V158H9L6 162L2 163V165H3V169H6L5 172H6L7 176H14L16 173L13 174V172L16 171V172L18 173V171L21 170V167H24V166H25V165H24L25 163H24V162H21V159L18 160L17 157H16ZM55 155H56L57 157H55ZM72 156H73V157H72ZM79 156H81L82 158L79 157ZM95 156H96V157H95ZM19 157H20V156H19ZM38 157H39V156H38ZM61 157H62V158H61ZM71 157H72V159H71ZM103 157H104V158H103ZM55 158H56V159H55ZM57 158H58V160H57ZM79 158H80V159H79ZM88 158H89V159H88ZM90 158H91V159H90ZM108 158H109L110 160L107 161ZM59 159H62V160L59 161ZM64 159L67 160V161L69 160V161H68V162H67V161H64ZM92 159H94V160H92ZM11 160H12V161H11ZM55 160H57L58 163H57ZM80 160H81V161H82V160H85L86 162H84V161L81 162ZM88 160H89V161H88ZM102 160H101V159L99 160L100 163H99V165L97 164V166H95V168L98 167V166L100 167V166L103 165L102 162H104V161H102ZM8 161H10V162H8ZM38 161L40 162L41 160L38 159ZM54 161H55V162H54ZM62 161H63V163H62ZM75 161H76V163H75ZM77 161H78V162H77ZM101 161H102V162H101ZM39 162H38V164H39ZM72 162L74 163V165L77 164V166H76V165H75V166L72 165V166H73V167H72V166H71V163H72ZM23 163H24V164H23ZM66 163H67L68 165H67ZM88 163H90V164L88 165ZM108 163H109V162H108ZM22 164H23L24 166H22ZM42 164H43V168H42ZM101 164H102V165H101ZM7 165H9V166H7ZM45 165H46V166H45ZM66 165H67V166H66ZM79 165H83V166L86 167V168H84L83 166H79ZM11 166H12V167H11ZM37 166H38V165H37ZM60 166H62V167H60ZM16 167H17V168H16ZM18 167H19V169H18ZM47 167H49V168H47ZM50 167H51L52 169H51ZM64 167H65L66 169H65ZM74 167H75L76 169H75ZM99 167H98V168H99ZM9 168H10V169H9ZM11 168H12V169H11ZM24 168H25V167H24ZM41 168L43 169V171L40 170ZM55 168H56V170H60V171H57V172H59V173L61 172V173H60V174L57 173V172L55 171ZM68 168H69V169H68ZM16 169H17V170H16ZM22 169H23V168H22ZM61 169H62V171H61ZM11 170H12L13 172H12ZM64 170H66V172H65ZM67 170L70 172V174L67 172ZM8 171H9V172H8ZM10 171H11V173H10ZM65 173H68V174H65ZM58 174H59V175H58ZM62 174H63V175H62ZM16 175H17V174H16ZM44 175H45V174H44ZM44 175L42 174V175L36 177V179H39V177L41 178L42 176H43L42 178H44ZM53 175H54V176H53ZM51 176H53V177H51ZM59 176H60V179H58ZM61 176H62V177H61ZM57 177H58V178H57ZM46 178H47V177H46ZM54 178H55V179H54ZM66 178H67V179H66ZM126 178H128V177H126ZM126 178H125V180H126ZM34 179H35V178H34ZM56 179H57V180H56ZM72 179H73V177H72ZM40 180H41V179H40ZM52 180H53V181H52ZM54 180H55V181H54ZM60 180H62V181L64 180L63 182H65V180H66V181H68V184H67V182H65V183H63V185H61V184H62V183H61L62 181H60ZM57 182H59V183H57ZM50 183H51V184H50ZM52 183H53V184H52ZM54 184H55V186H53ZM57 184H58L59 187L56 186ZM64 184H65V185H64ZM51 185H52V186H51ZM51 187H53V188H51ZM54 187H55V188H54ZM47 189H49V190H47ZM54 189H55V190H54ZM67 191H68V190H67ZM50 192H51V193H50ZM45 193H46V194H45ZM260 194H261V193H260ZM39 198H41V199H39ZM251 198H252V197H251ZM251 198H250V199H251ZM252 199H253V198H252ZM260 199H261V200H264V193H262L260 197L256 198L255 201H254V199H253L252 202L250 201V203H253L252 208H254V207L256 208V206L258 207V206L260 205V202H261ZM258 200H259V201H258ZM34 204H33V205H34ZM255 205H256V206H255ZM256 211H257V212H256ZM258 211H260V206H259V208H257V209H253V211H252V213H255V212H256L255 215H254V219H255V220L253 219L254 221H256V220L258 219L257 217H259V216H260V217H259L260 219H261V218H264V217H262L263 215H261V213L259 214ZM257 215H258V216H257ZM253 220H252L251 223H254ZM258 220H259V219H258ZM261 221L264 222L263 220H261ZM258 222H260V221H258ZM258 222H257V224H256V222L254 223V224H256L255 227L259 228V227L264 226L263 223H262V224H261V223L259 224ZM239 233H240V231L238 232V234H239ZM238 236H242V232H241V234H239ZM235 238H236V240H234V241H232V238H231V239H230V240H231L230 242H231V243H234V242H236L237 239H238V242H239V244H240L241 241H239V238H237V237H235ZM233 239H234V238H233ZM241 244H242V243H241ZM244 245H246V244H244ZM257 246H258V244H256V245L254 246L255 249H256V250H255L256 253L253 252V251H251V250H249V256H251L252 259H254L255 256L258 257V256L260 255L259 247L257 248ZM247 248H248V246H247ZM257 249H258V250H257ZM251 253H253V254L251 255ZM253 255H255V256L253 257ZM258 258H259V257H258ZM258 258L255 257V259H254L253 261H254V262H258V261L260 260V259H258ZM260 258H261V256H260ZM256 259H257V260H256ZM232 264H236V263L232 262Z\"/></svg>",
	"mask_w": 264,
	"mask_h": 264
},
{
	"label": "snow or ice",
	"instance_id": "snow-or-ice-1",
	"mask_svg": "<svg viewBox=\"0 0 264 264\" xmlns=\"http://www.w3.org/2000/svg\"><path fill=\"white\" fill-rule=\"evenodd\" d=\"M13 5L10 3H0V10L3 11H9L13 9ZM73 7H78V5H73ZM129 8H138L142 7L141 5H129ZM191 7V6H189ZM261 17L264 19V0H261ZM137 23V18L133 14L130 21L127 23V25H121V27L117 30L116 35L121 37V42L125 39H129V32L133 30ZM232 28L239 34L240 32L247 33L251 30V26L249 24V20L247 17L244 18H237L232 23ZM131 39H135V36H132L129 39V43L131 42ZM257 55V51L255 48H250V60L251 62L255 63V57ZM259 55L261 57L259 63L261 65H264V47H262L259 50ZM127 80L129 83H132L133 85L137 82L136 74L135 72H132L128 77ZM211 95V93H210ZM205 108H207V104L205 105ZM187 115V113H185ZM249 147H251V144L249 142ZM257 150L259 152L258 158L254 159H247L244 155V150L241 145L234 144L235 149V157H234V164L232 168V178L234 180H238L242 175L247 174L253 167L259 166V172L262 177V186H264V126H262L261 133L259 136V143L256 145ZM152 174L151 169L146 173V176H150ZM215 173L213 172L211 175L208 173L203 174L200 177V181H194L193 186L195 187L200 182H207L210 181L212 178H214ZM178 182V181H177ZM83 187V186H82ZM160 188V182H156L154 184L150 185V190L153 192H156ZM169 196H171V193H167ZM73 203H77L74 201ZM87 203V200H85V204ZM214 203L213 200L209 199L206 203H204L200 210L196 213V216H199L200 213L208 206V204ZM68 207H71L70 205H67ZM131 211H132V219L125 218V223L123 225L124 228V234H127L129 228H135L137 226V220L136 217H147L148 209L141 210L139 208L132 209V204L129 202L126 205ZM249 208H251V204H249ZM63 211V209H61ZM260 213L261 215H264V200H261L260 202ZM251 217L249 216L247 220L244 221V223H247L248 220H250ZM59 223V222H58ZM264 223V222H262ZM97 224L98 221H94L91 225L87 224L86 220H78L77 225H83L86 228V231L84 232V247L88 248L90 246L88 237L90 235H93L97 231ZM143 231V228L140 229ZM34 234H39V242L35 248L25 247L23 249L24 257L23 259L19 260H12L11 264H93L91 261L87 260H77L73 262L71 259L65 261L63 258L56 259L52 256V247L57 240L61 239V234L59 233L57 227L53 226L52 224H46L44 227H40L39 221H37V226L33 230ZM244 234L242 236H238L240 241L242 242V245L246 244L248 245V249L255 252V245L258 244L259 246V252L261 259L258 262H252V261H243L242 264H264V226L261 227L259 232H253L248 229H242ZM35 238V236L33 237ZM66 238V236H64ZM155 237H153L154 239ZM113 240L116 242L117 246L119 245V237L114 233L113 234ZM75 244V242H74ZM20 245H16V252L20 251ZM246 249V252L248 251ZM73 251L74 246H73ZM67 251V249H66ZM36 254H39V258ZM99 264H113V262L108 261H101ZM114 264H120V261L117 260L114 262ZM127 264V262H125ZM228 264H232V261L229 260Z\"/></svg>",
	"mask_w": 264,
	"mask_h": 264
}]
</instances>
